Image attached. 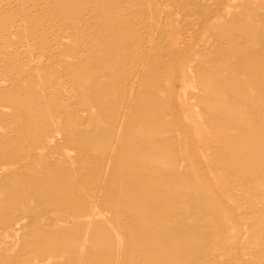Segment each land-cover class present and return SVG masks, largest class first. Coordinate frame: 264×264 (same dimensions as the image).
I'll return each instance as SVG.
<instances>
[{
    "label": "rangeland",
    "instance_id": "1",
    "mask_svg": "<svg viewBox=\"0 0 264 264\" xmlns=\"http://www.w3.org/2000/svg\"><path fill=\"white\" fill-rule=\"evenodd\" d=\"M144 1L0 0V264H264V0Z\"/></svg>",
    "mask_w": 264,
    "mask_h": 264
},
{
    "label": "bare ground",
    "instance_id": "2",
    "mask_svg": "<svg viewBox=\"0 0 264 264\" xmlns=\"http://www.w3.org/2000/svg\"><path fill=\"white\" fill-rule=\"evenodd\" d=\"M141 1V0H140ZM146 1V2H145ZM144 2L146 3L144 6H147V3L149 2L148 0H145ZM141 3V2H140ZM139 3V5L137 6V7H139V8H142L143 6H142V4H140ZM2 4V3H1ZM1 4H0V6H1ZM153 4V3H152ZM151 4V5H152ZM6 5V4H5ZM119 5H120V3H119ZM148 5H150V4H148ZM134 7V9H135V7L136 6H133ZM150 8H151V6H149ZM155 7V6H154ZM144 8V7H143ZM156 8V7H155ZM107 10H110V8L109 9H107ZM131 10V9H130ZM149 11H151V9L149 10ZM25 12V11H24ZM42 12V11H41ZM133 12V11H132ZM39 13V12H38ZM111 13V12H110ZM26 14V13H25ZM33 14H35V13H33ZM112 14V13H111ZM17 15V14H16ZM114 15V14H113ZM137 15V14H136ZM108 17V16H107ZM138 17H140V16H138ZM120 18V17H119ZM118 18V19H119ZM45 19V18H44ZM53 19V18H52ZM80 19V18H79ZM117 19V20H118ZM122 19V18H121ZM120 19V20H121ZM140 19V18H139ZM131 21V20H130ZM135 23V22H134ZM112 24V23H111ZM113 25V24H112ZM118 25V24H117ZM116 26V25H115ZM3 27V26H2ZM120 27V26H119ZM3 29V28H2ZM7 29V28H6ZM9 29V28H8ZM91 31V30H90ZM66 32V31H65ZM7 33V32H6ZM53 38V37H52ZM139 39V38H138ZM190 39V38H189ZM132 40V39H131ZM141 40V39H140ZM205 40V38L202 40V41H204ZM43 42V41H42ZM133 42V41H132ZM56 43V42H55ZM141 43V42H140ZM103 46V45H102ZM26 47V46H25ZM48 48V47H47ZM112 48H114V47H112ZM116 48V47H115ZM121 48V47H120ZM203 48V47H202ZM155 49V48H154ZM204 49V48H203ZM202 50V49H201ZM24 52V51H23ZM48 52V51H47ZM46 52V53H47ZM27 54V53H26ZM43 54V53H42ZM153 54H154V52H153ZM196 54V53H195ZM134 55V54H133ZM189 55V54H188ZM65 57H67V56H65ZM189 57H191V54L189 55ZM195 57V56H194ZM193 56H192V58H194ZM19 58V57H18ZM186 58V57H185ZM43 59V58H42ZM190 60H192L191 58H189ZM95 60V59H94ZM210 61L211 60H205V61H202L201 62V64H200V67L201 66H203V65H208V64H210ZM6 62V61H5ZM8 62V61H7ZM115 62V61H114ZM9 63V62H8ZM23 63V62H22ZM36 63V62H35ZM65 63V62H64ZM24 64V63H23ZM22 64V65H23ZM89 64V63H88ZM58 65V64H57ZM182 65H183V63H182ZM186 66V65H185ZM59 67V66H58ZM184 67V66H183ZM53 69V68H52ZM200 69V68H199ZM13 70V69H12ZM182 71H183V69H182ZM105 72H107V71H105ZM186 73L184 74V73H182L183 75H184V82H186V81H188L189 79H191L192 77H193V75H192V72H193V70L191 69V68H189L187 71H185ZM65 74V73H64ZM77 74H75V77H77V76H80L81 75V73L80 74H78L77 76H76ZM90 76V75H89ZM37 77V76H36ZM82 77L83 78H85V80L88 82V80H89V78L87 77V73H85V75H83L82 74ZM60 78V77H59ZM46 80V79H45ZM182 80V81H183ZM41 81V80H40ZM69 83V82H68ZM19 84V83H18ZM47 84V83H46ZM88 84V83H87ZM64 85V84H63ZM132 85V84H131ZM22 86V85H21ZM133 86V85H132ZM185 87V86H184ZM69 90V89H68ZM62 94V93H61ZM74 98V97H73ZM181 99V98H180ZM179 99V100H180ZM182 101V100H181ZM182 102H184V101H182ZM186 105V104H185ZM122 106V105H121ZM180 106V105H179ZM47 107V106H46ZM185 107V106H184ZM187 107V106H186ZM179 108H181V107H179ZM187 109H188V107H187ZM187 114V113H186ZM188 115H190V113L189 114H187L186 116L188 117ZM198 116V115H197ZM191 117V116H190ZM52 119V118H51ZM193 119V118H192ZM196 119H198V117L196 118ZM193 121V120H192ZM199 121V120H198ZM194 124H197V121H196V123H194ZM199 124V123H198ZM198 127V126H197ZM200 127H202V126H200ZM197 130V129H196ZM195 130V131H196ZM198 133V132H197ZM198 135V134H197ZM184 138V137H183ZM183 141V140H182ZM184 142V141H183ZM187 143V142H186ZM185 142H184V144H186ZM185 147H187V145L185 146ZM184 150V149H183ZM185 154H187V152L185 153ZM187 157V156H186ZM189 157V156H188ZM205 158V157H204ZM191 165V164H190ZM193 165H195V164H193ZM193 165H192V168L194 169V167H193ZM196 166V165H195ZM191 167V166H190ZM192 169V170H193ZM192 170H190V173H191V171ZM194 171V170H193ZM193 173V172H192ZM194 173H195V171H194ZM193 176H194V174H192ZM197 175V173L195 174V177H197L196 176ZM195 177H193V178H195ZM198 178H199V176H198ZM215 178V177H214ZM218 178V177H217ZM216 178V179H217ZM196 179V178H195ZM205 179V178H204ZM206 180V179H205ZM204 180V181H205ZM195 184H198V183H195ZM206 184H207V182H206ZM219 185V184H218ZM216 186H217V184H216ZM207 187V186H206ZM209 187V186H208ZM207 187V188H208ZM197 188V187H196ZM199 189V188H198ZM211 189V188H210ZM201 190V189H200ZM212 192H214V191H212ZM211 192V193H212ZM86 193V192H85ZM209 193V192H208ZM207 192H206V194H208ZM214 194H215V192H214ZM209 195V194H208ZM211 195V194H210ZM95 196V195H94ZM215 196V195H214ZM209 197V196H208ZM212 197V196H211ZM210 198V197H209ZM211 200V199H210ZM208 201V200H207ZM212 201V200H211ZM213 202V201H212ZM214 206V205H213ZM213 208V207H212ZM219 208V207H218ZM220 210V209H219ZM96 211V210H95ZM223 211H225L224 209H223ZM95 213V212H94ZM222 213V216L224 215L223 214V212H221ZM225 213V216H227L226 215V211L224 212ZM220 214V213H219ZM214 215H216V214H214ZM221 215V214H220ZM217 216V215H216ZM224 216V217H225ZM236 216V215H235ZM209 217H210V215H209ZM219 217H221V216H219ZM218 217V218H219ZM229 217V216H228ZM227 217V218H228ZM222 218V217H221ZM238 218V217H237ZM220 219V218H219ZM231 219H232V217H231ZM233 219H235V218H233ZM226 220V221H225ZM228 220H229V218H228ZM226 218L225 219H223L222 221V223H219L220 225H221V227L225 230V231H227V233H228V231H231L232 232V234H234V236L236 235V236H238L239 235V224H238V222H230V220H229V222H227L228 221ZM219 221V220H218ZM236 221V220H235ZM211 222H212V220H211ZM217 222V221H216ZM221 222V221H220ZM212 225V224H211ZM245 226V225H244ZM241 228V227H240ZM245 228H246V226H245ZM245 228H244V230H245ZM214 231L216 232V230L214 229ZM242 232V231H241ZM240 232V233H241ZM247 232V231H246ZM245 232V233H246ZM212 233V232H211ZM225 233V232H224ZM230 233V232H229ZM243 233V232H242ZM219 234V233H218ZM221 234H222V231H221ZM247 234V233H246ZM224 235V234H223ZM222 235V236H223ZM225 235H227V234H225ZM244 236V235H243ZM239 237H242V235L241 236H239ZM245 238H246V236H244ZM243 238V237H242ZM225 239V238H224ZM244 239V238H243ZM219 240H220V238H219ZM226 240V239H225ZM225 240H224V242H225ZM242 242H244V241H242ZM217 243L218 244H221V242L219 243L218 242V240H217ZM223 243V242H222ZM224 244V243H223ZM231 244V243H230ZM225 245V244H224ZM223 245V246H224ZM240 245V244H239ZM228 246H229V244H228ZM241 246V245H240ZM218 247V246H217ZM222 246L220 245V249H224V247H226V246H224V247H222ZM222 249V250H223ZM235 250V249H234ZM224 251V250H223ZM236 251V250H235ZM212 252V251H211ZM236 253V252H235ZM211 255H213V254H211Z\"/></svg>",
    "mask_w": 264,
    "mask_h": 264
}]
</instances>
